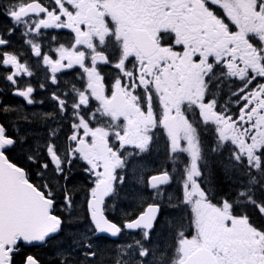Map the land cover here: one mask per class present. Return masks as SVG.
<instances>
[{"label": "snow or ice", "instance_id": "obj_1", "mask_svg": "<svg viewBox=\"0 0 264 264\" xmlns=\"http://www.w3.org/2000/svg\"><path fill=\"white\" fill-rule=\"evenodd\" d=\"M199 3L211 20L204 17L195 19L197 0H147L137 7L150 9L152 15L165 21L161 24V32L175 26L176 33H180L190 17L195 19L197 27L192 30V39L202 41L208 47L197 51L195 62L203 67L194 76L201 87L198 91L193 90L194 95L188 97L187 105L189 108L196 106L204 127L220 123L206 116L205 109L227 120L234 119L230 109L218 106L221 85L216 82L222 77L241 82L239 88L230 86L228 97L236 111L237 123L244 120L245 113L249 117L258 110L264 114V31L260 30L264 23L259 28L246 26L237 14L239 0H199ZM249 4L257 20L264 21V0H249ZM209 5L219 7L223 15H217ZM165 9L171 11L165 13ZM0 13L9 21L7 26L0 25V69L6 71L3 79L10 85V94L21 99L26 106H43L45 99L37 96L45 93L47 102L53 105L49 111H33L28 115L0 100V117L10 112L16 114V120L11 123L0 119V264H46L40 256L24 249L51 244L57 246L54 264H95L97 242L119 238L125 233L132 239L117 245L123 255L115 264H150V252L145 245L157 235L156 229L163 217L161 202L166 198L167 189L178 183L184 204L192 202L197 192L207 195L201 185L204 171L198 163L204 159L203 152L202 149L193 152L194 142L199 144L196 129L186 128V144H181L161 120L159 127L164 129L169 140V159L182 151L188 156L189 163L179 181L174 180L175 172L167 168L145 179L144 172L149 170L141 157L150 150L152 137L148 135L143 142L126 138L127 126L123 131L117 127L118 116L112 105L117 90L121 88L136 99H139L135 96L138 88L144 91L145 101L151 97L148 85L138 82L140 72L138 64L132 63L131 49L122 47L115 60L106 50L109 37L120 40L118 32L122 17L119 11L109 8L101 13L99 28L86 0H7ZM225 20L235 30L229 29ZM62 30L73 34L67 45L58 43L57 35L52 34ZM17 36L27 46L26 53L14 47ZM240 39L244 41L243 47ZM165 46L186 48L187 42L174 36L165 41ZM28 57L35 61V65L29 63ZM102 65L113 67L119 73L110 86L101 70ZM73 69L79 70L76 76L83 81L81 87L63 79ZM41 70L42 81L33 85L32 79ZM133 72L136 79L129 80ZM160 74H163V69ZM148 75L153 76L154 73L149 72ZM213 87L216 91L209 92L208 89ZM153 90L159 97V90ZM2 91L0 89V94ZM109 91L110 96L107 94ZM93 101L96 102L95 108L91 107ZM144 111L151 114L147 103ZM97 116L111 117L113 123L110 127L116 131L93 127ZM124 119L127 120L128 116ZM48 121L54 124L47 128L42 143L37 129L33 128L30 135L20 126V122L31 126L35 123L44 125ZM251 122V119L247 121ZM65 123L68 133H63ZM155 127L153 124L151 129L142 131H154ZM62 134L63 145L59 143ZM110 135L113 137L111 143L107 139ZM227 143L228 138L217 129L209 150L215 155L216 145L222 151ZM232 144L235 148L234 140ZM17 151L26 154L27 161L36 168L35 175L40 183L32 181L25 167L12 162L9 154ZM238 151L231 152L229 156L240 164L242 160ZM244 159L250 169L247 175L251 177V170L264 166V148L258 146L255 157L249 154ZM77 160L85 164L84 171L92 178L91 186L86 190L84 211L88 223L83 230L73 229L80 223V217L71 214L77 201L74 198L75 187L69 186L72 184L70 170ZM253 160L256 161L255 169ZM221 164L227 175L232 166ZM129 176L131 183L137 186L132 199L139 207L134 214L126 213L117 222L111 211L117 207L122 195H127L124 189ZM249 183L257 181L252 178ZM145 189L150 193L148 199L145 198ZM246 195L244 191L237 193L238 197ZM167 199L171 200L168 194ZM248 202L254 204L256 212L264 217V205H256L251 197ZM221 203L230 207L227 199ZM58 207L60 212H57ZM252 234L259 237L257 245L264 241V230L252 228ZM255 251L264 259V248L257 247Z\"/></svg>", "mask_w": 264, "mask_h": 264}, {"label": "flooded vegetation", "instance_id": "obj_2", "mask_svg": "<svg viewBox=\"0 0 264 264\" xmlns=\"http://www.w3.org/2000/svg\"><path fill=\"white\" fill-rule=\"evenodd\" d=\"M89 5V11L92 17L96 20V26L99 28L100 25V15L108 11L109 8L113 10H118L122 20L118 34L120 35V40L117 41L113 37H109L107 41L106 50L109 52L113 60L119 57V52L122 47L130 48V56L133 57L132 63L138 64V69L140 72L139 83H144L148 85V91L151 93L150 100L145 101L144 91L137 89L135 96L126 89H118L117 95L112 105L115 108V112L118 116L117 127L123 131L124 126H127L128 136L126 138H134L140 142L146 140L148 135L152 137V143L150 150L146 153L141 160L147 169H151L145 175V179L154 172L167 168L170 172L174 171V180L179 181L184 176V168L188 165V156L182 151L176 152L171 159H169V140L165 136V131L159 127V123L163 120L165 127L169 126L173 131L176 129V140L181 144H186L184 140V130L185 128H195L196 133H198L199 144L196 145L197 149H202L204 159L199 161V166L203 169L204 175L201 178V185L207 194L208 191V181L210 180L209 175L212 169V162L214 159L220 161L224 160V163H229L232 167V172L234 176L238 178L239 181L243 183L247 182L249 179L253 178V171L251 170V177L247 175L250 169L247 167V161L244 157L251 154L253 157L257 155V148H254V143L260 137L261 148H264V114H260L259 110L257 113H253L251 117L247 113L244 114V120L239 123L236 122V111L233 105L228 101L230 95V86L232 89L239 88L241 82L235 79H224L221 78L219 83L221 87L219 88L218 106H225L227 109L231 110V115L233 120H227L224 117L216 116L210 110L205 109L204 113L206 116L211 117L214 120L220 121L219 124L213 125L209 124L204 127L200 123V113L196 106L189 108L187 105V99L194 95L193 90L197 91L201 87L195 79L194 74L200 72L203 65H198L195 62V57L198 50H206L208 45L202 41L196 42L192 39V30L197 27L195 19L199 17H204L211 20L207 16V12L204 6L197 0L196 13L197 17L189 18L188 22L181 29L180 33H176L175 26L170 28L167 32H161V24L165 22L161 17L152 15L150 9H145L144 7H137L138 5H144L147 0H86ZM95 5V7H92ZM217 15H223L219 7L215 5H209ZM165 13L170 12L171 9H165ZM238 16L242 19L246 26H252L259 28L261 23L264 21L257 20L256 16L253 14L249 0H239V7L237 9ZM255 21V23H253ZM214 23V22H213ZM225 23H229V29H234V26L230 24L229 21L225 20ZM111 27V25H109ZM264 31V28L260 29ZM53 35H57V42L68 44L72 38L73 34L68 30H62L60 32H53ZM181 39L182 42H187L186 48L174 49L171 46H165V41L173 39V37ZM239 39V37H237ZM240 44L243 47L244 41L240 39ZM55 46V44H53ZM14 47L20 52L27 51V46L23 44L22 38L17 36L14 40ZM29 63L35 65V61L28 57ZM130 67V65H126ZM163 69V74H160ZM102 72L106 75V81L109 86L112 79H115L119 73L113 67L102 65ZM78 69H73L63 79L70 81L77 87H81L83 81L77 79L76 73ZM153 72V76H149L148 73ZM0 74L3 76L6 74L4 69H0ZM160 74V75H156ZM43 71L39 72L36 77L32 79L33 85H37L42 81ZM136 79V73L133 72L129 76V80ZM0 83V89L3 88L5 91L10 93V85L4 82ZM159 90V97L157 91ZM209 92L216 91L215 87L208 89ZM109 96L111 92L107 93ZM12 96V95H11ZM19 100V102L24 106L25 109L45 112L53 108V105L47 102V95L45 93H38V99H45L46 103L43 106H26L24 102ZM147 103L150 109V115L146 114L144 111V106ZM92 108L96 107V102L93 101ZM124 116H128V119H124ZM251 119V124L247 121ZM113 123L111 117L109 116H97L96 123H93V127H99L102 130L116 131V129L111 128ZM53 121H48L47 125L52 126ZM153 124L156 125L154 131L144 132L142 129H151ZM169 129V128H167ZM219 129L227 138L228 143L224 146L221 151L219 146L216 145L217 153L214 155L210 149V141L215 139L216 130ZM69 129L65 123L63 128V133H68ZM195 135V134H194ZM108 141L111 143L113 137L110 135ZM235 141V148L233 147L232 141ZM59 143L64 144V135L62 134L59 138ZM240 146H238V145ZM113 147H118V145H113ZM245 148V150H241ZM135 149H126V151ZM239 150L237 154L241 156L242 163L237 164L234 160L230 159L229 154L233 151ZM256 161L253 160V169H255ZM221 164V162H220ZM85 164L82 161H74L71 167L70 173L73 175L77 172L81 174V179L83 180V188L85 190L79 192L81 199L84 201L87 195V189L91 186L92 178L88 176L85 171ZM78 170L75 172V170ZM210 172V173H209ZM41 181L37 178L36 183ZM244 185V184H243ZM127 186V185H126ZM131 188L137 189L135 184L130 185ZM244 186L238 189H243ZM177 190L175 201L169 202L176 206H181L184 210V216L186 220L187 209L192 204H182V196L179 189V184L175 183L171 185L168 189ZM79 197V196H78ZM79 197V198H80ZM204 205L207 208H211V218L210 222H205L203 226V244L201 246L208 247L212 250L213 254L217 258L220 264H264V259L257 256L255 249L257 247L264 248V241L260 242L259 245L256 241H259V237H253L252 228L247 224L246 220L241 219L230 213V218L232 222L225 221L224 224H219V208L223 206L221 199L219 201L220 205H217L214 200H212L207 194L204 196ZM75 200L76 197L74 196ZM58 201L60 197H57ZM225 199V198H224ZM237 200L241 201L240 198H234L231 200L233 204H237ZM119 202V201H118ZM162 204V203H161ZM231 206V203L228 202ZM185 207V208H184ZM164 210H162L163 212ZM134 214V213H133ZM179 214V213H177ZM263 230V229H262ZM169 233V231H168ZM167 235V232L161 228L157 231L156 238L151 240L150 244L156 241L161 236ZM124 236V235H123ZM128 239L124 241H130L132 236L128 233L126 234ZM196 237L195 233H191L184 238L192 239ZM199 238V237H198ZM174 240V244H177V237ZM122 237L114 243H116V256L112 264H115L119 256H122L117 245L122 242ZM101 242L102 245L108 246L109 239ZM118 243V244H117ZM201 244V243H200ZM110 247V246H109ZM33 252L39 247L30 248ZM157 252H150L148 260L150 264H171L170 257H159ZM105 264H108L109 258H105ZM97 264V260L95 262Z\"/></svg>", "mask_w": 264, "mask_h": 264}, {"label": "trees", "instance_id": "obj_3", "mask_svg": "<svg viewBox=\"0 0 264 264\" xmlns=\"http://www.w3.org/2000/svg\"><path fill=\"white\" fill-rule=\"evenodd\" d=\"M6 2L7 0H0V8H3V5ZM8 24L9 21L7 20V18L2 13H0V25L7 26ZM2 81L3 79L0 74L1 84H3ZM1 89L3 91L2 94H0V100H3L13 109H18L24 112L25 114L30 115L33 112L32 110L25 109L18 99L13 98L11 94L5 91L3 88ZM0 119H4L5 122L11 123L16 120V114L15 112H10L7 116L0 117ZM20 126L24 128L25 131H27L30 135L33 128L37 129L40 134L41 143L43 142V137L46 134L47 128L49 127L47 124L41 125L39 123H35L31 126H28L23 122H20ZM9 155L12 162L17 163L19 166L25 167L29 171L30 178L34 183H36V179H37L35 175L36 168L27 161L26 154L17 151L15 153H10ZM220 162H223V164H229V163H224V160L222 161L218 159L213 160L211 173L209 172L210 180L208 181L209 184H208L207 194L212 200L215 201V203H217V205H220L219 203L220 199L221 201L227 199L228 202L231 203V208L235 215L245 216L246 214L249 219V223L253 227H256L257 229L260 230L262 229L264 230V217L260 216L256 212V207L254 204L248 202L249 197H251L256 205H264V166H262L259 170H254L252 172L253 178H255L257 183L251 184L249 183L250 179L245 183H243V181H239L238 178L234 176L232 172V168L231 171L226 175L222 167V164H220ZM77 171L78 170L76 169L75 172ZM70 176L72 177V184L69 186L75 187V197L77 201V205L74 211L72 210L71 214L73 216L80 217V223L74 225L73 229L83 230L84 226L87 225L88 221L86 219V215L84 211L85 200L83 201L81 199L79 192L83 193V191L85 190L84 188L85 186L87 188V185H84L83 188L81 187L83 185V180L81 179V174L79 172L75 173L74 175L70 173ZM241 186H244L243 189L242 190L238 189ZM134 191H136L134 188H127L126 186L124 192L127 193V195L126 196L122 195V198L118 202L117 207L113 208L116 210V212H111V215L115 217L117 222L123 219L126 213L131 215L138 210L139 206L132 199V195ZM239 191H244L247 193V195L243 197H238L237 193ZM234 198H240L242 200L237 204H233L231 200H233ZM181 211L184 212V210ZM57 212H59V207L57 208ZM182 212L178 210H171L170 212H167L166 215H164L163 212L164 216L161 218L157 230L159 231L161 230V228H163V230L167 232V235L159 237L158 239H156V241L158 242H154L150 245V247H153V250L157 252L158 254L157 256L159 260H160L159 257L162 258L164 256L165 257L166 256L169 257L170 255L173 256L172 241L174 238V234L172 232H175L176 230L179 229L177 226L179 222H182L184 224L185 216L184 213ZM192 229L194 231L195 228ZM56 247L57 246L55 244H51L49 246L39 247V249L36 250L37 252H33V250L30 248H25L24 251L31 252L33 254L40 256L46 262V264H54V261L57 259V257L54 255V253L56 252ZM96 250L98 252V256L96 259L97 264H105V260H104L105 258H109L108 264H112V262L114 261V257L116 256V243L110 241L108 242V246L106 247L105 245H102L101 242H99L98 248Z\"/></svg>", "mask_w": 264, "mask_h": 264}, {"label": "rangeland", "instance_id": "obj_4", "mask_svg": "<svg viewBox=\"0 0 264 264\" xmlns=\"http://www.w3.org/2000/svg\"><path fill=\"white\" fill-rule=\"evenodd\" d=\"M185 143H186V141H185ZM238 146H240V145H238ZM258 146L261 147L260 137L258 138V140L253 145L254 148H257ZM240 149L243 151L245 150V148H241V147H240ZM196 150H197V147L194 144L193 145V152H195ZM148 170L151 171V169H148ZM149 171L144 172V177L146 176L145 174L148 173ZM172 190H174V189L171 188V189L167 190V194L171 200L167 199V194H166V198L164 199V201L161 202L162 203L161 205L163 206V209H165V210H170L172 208L177 207L176 205L169 203L171 201H175V196H174V193L172 192ZM146 196L147 195L145 194L146 199L150 198V196L148 198ZM192 203H193V206H190V208L187 209L186 220H185L184 224L182 222H179L177 224V226H180V228H184V229L180 230L182 232L181 236H183V237H181V239L179 240L173 264H178L181 260H183L190 253L191 250L198 248V247H201V245L203 244V242H202L203 240H201V239L203 238V235H204L203 231H202L204 223L210 222V218L212 217L211 216V208H207L204 205V203H205L204 197L199 192H197L196 196L194 197V200L192 202H190V204H192ZM219 210H220V213H219V216H220L219 217V219H220L219 224L220 225L224 224L225 221H229V222L231 221L232 222V219L230 218L229 207L223 205L222 207L219 208ZM192 228H195L194 231ZM80 230H82V229H80ZM191 233H195L197 238L196 237H193L192 239L184 238V236H187ZM120 244H122V243H120ZM149 244H150V242L146 243V245H145L149 249V252L154 251L153 247H150Z\"/></svg>", "mask_w": 264, "mask_h": 264}, {"label": "water", "instance_id": "obj_5", "mask_svg": "<svg viewBox=\"0 0 264 264\" xmlns=\"http://www.w3.org/2000/svg\"><path fill=\"white\" fill-rule=\"evenodd\" d=\"M169 128L168 130L176 137V129L174 131ZM116 239V238H111ZM181 264H218L213 255L206 248H200L192 252Z\"/></svg>", "mask_w": 264, "mask_h": 264}]
</instances>
